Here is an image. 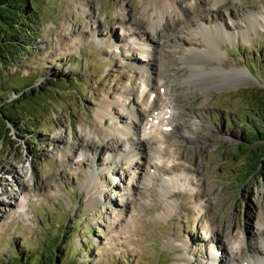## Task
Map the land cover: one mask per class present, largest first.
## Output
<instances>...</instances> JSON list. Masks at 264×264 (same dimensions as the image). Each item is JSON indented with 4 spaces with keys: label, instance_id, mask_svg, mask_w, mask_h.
<instances>
[{
    "label": "rangeland",
    "instance_id": "rangeland-1",
    "mask_svg": "<svg viewBox=\"0 0 264 264\" xmlns=\"http://www.w3.org/2000/svg\"><path fill=\"white\" fill-rule=\"evenodd\" d=\"M34 1L39 36L6 69L0 264H264V167L243 183L239 148L264 98V0H165L157 17L150 0ZM127 126L145 147L131 168L111 157Z\"/></svg>",
    "mask_w": 264,
    "mask_h": 264
},
{
    "label": "trees",
    "instance_id": "trees-1",
    "mask_svg": "<svg viewBox=\"0 0 264 264\" xmlns=\"http://www.w3.org/2000/svg\"><path fill=\"white\" fill-rule=\"evenodd\" d=\"M39 24L40 18L35 10L34 0H0V125L4 129L8 124H15L19 112L15 108L17 101L9 103L7 99L9 91H7L5 84L12 75L9 76L6 69L14 66L18 58L30 53L32 40L39 36L36 33ZM20 85H22V88L18 87L20 90L25 89L24 83L21 82ZM33 93L35 94L34 97L32 96ZM41 94L43 93L40 89H36L26 93L22 92L19 98L33 101L35 97ZM252 108L253 110L247 114V117L251 119V121L248 119V124L251 126L250 132L246 133L243 129V123H240L244 137L240 139L239 148L245 153L250 152L252 154L248 165L241 174L243 183L264 167V98ZM1 127L0 142L3 141L6 134V130L2 131ZM28 130L31 131V127ZM254 144L256 147L249 149ZM41 251H43V247ZM49 252L50 254L45 255L42 252L37 261L27 254L24 260L19 258L15 264H56L57 259L52 257L51 251Z\"/></svg>",
    "mask_w": 264,
    "mask_h": 264
},
{
    "label": "bare ground",
    "instance_id": "bare-ground-1",
    "mask_svg": "<svg viewBox=\"0 0 264 264\" xmlns=\"http://www.w3.org/2000/svg\"><path fill=\"white\" fill-rule=\"evenodd\" d=\"M149 8L153 11V13L151 14V15H154V16H156L157 17V15H161V14H163V12L165 11V9H166V3H165V0H150L149 1ZM157 33V32H156ZM158 35V37H159V39H160V37L162 38V37H164L162 34H160V33H158L157 34ZM165 35V34H164ZM159 42V41H158ZM150 43V42H149ZM149 51V50H148ZM152 51V50H151ZM145 54H148L147 53V50L144 52ZM196 71H198L199 69H195ZM164 81V80H163ZM163 86H165V81L163 82V85H160L159 87H160V89L163 87ZM168 87V86H167ZM163 89V88H162ZM164 99H166L165 97H164ZM175 99V98H174ZM161 99H159V101H160ZM161 102V104H165V106L167 107V105H166V102H165V100H163V101H160ZM170 105H172L171 107H170ZM154 106H156V105H154ZM155 108V107H154ZM173 108H176V110H174ZM168 109H169V114H168V116H167V119L169 120V125L170 126H179V127H183V125H184V122H183V120H181V119H179V116H180V114H181V116H182V113H181V109H178V106H177V104L176 103H174V100H172V103H170L169 102V105H168ZM150 112V111H149ZM175 112H177V117L175 116V118H174V114L173 113H175ZM101 114H105L107 117H110V113H108L107 111H104V112H102ZM149 114V113H148ZM149 117V116H148ZM114 118V117H113ZM175 124V125H174ZM137 129H139V128H137ZM136 128H134V127H129V126H127V127H125L122 131H120L117 135L120 137V139H121V137H123V136H126V132L128 131V133H130L133 137L132 138H129L127 141H125V140H123V139H121V140H123V141H121L120 143L119 142H117V144H120L121 145V147L123 148V150H120V148L118 147V148H116V150H113L115 153V155H113V154H111V157H113L114 156V158H116L117 159V156H119L120 154L122 155H124L125 157H126V159L125 160H127L128 161V166L131 168L132 167V164L130 163L132 160L134 161L135 159H130V158H135V157H139V154H137V152H138V146H142L143 144H141L142 142H141V139L137 136L138 135V133L136 134V136H134V134L133 133H135L136 132V130H137ZM123 131H125V132H123ZM139 132V131H138ZM143 132V131H142ZM122 135V136H121ZM142 136V135H141ZM107 137V136H106ZM134 138H136V139H134ZM166 138V137H165ZM133 139V141H131ZM134 141H135V143H134ZM165 141V140H164ZM145 143H146V140L144 141ZM125 143V144H124ZM141 144V145H140ZM147 146H150V150L149 151H151V154H153L154 155V158H153V166H152V168H155V169H157V161L158 160H160V150L162 149V147H161V142L158 140V138L156 137V136H153L149 141H148V143H147ZM145 147L144 146H142V149H144ZM162 151V150H161ZM139 153H140V150H139ZM134 154H137V155H134ZM162 155V154H161ZM145 156V155H144ZM131 161H130V160ZM126 163V162H125ZM175 167V165L174 166H171V168H169V169H172V168H174ZM162 168L160 167V170H161ZM166 171H167V169H166ZM117 173H119V172H117ZM165 184H167L168 185V182L167 181H165ZM163 189V188H162ZM179 194V193H178ZM169 195V192L167 191V190H165L164 191V189H163V193H162V196H168ZM165 209L168 211L170 208L168 207V206H166L165 207ZM213 250H214V252H216V251H218V249H216V247L213 245ZM212 250V249H211ZM216 250V251H215ZM220 251V250H219ZM222 252V251H221ZM223 253V252H222ZM214 255H212L211 257H210V260H211V262H212V264H217L218 263V261H219V259H216V257H213ZM255 252H254V254H249V259L250 258H254L255 259ZM218 260V261H217ZM220 263H221V261H220Z\"/></svg>",
    "mask_w": 264,
    "mask_h": 264
}]
</instances>
